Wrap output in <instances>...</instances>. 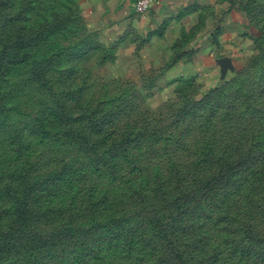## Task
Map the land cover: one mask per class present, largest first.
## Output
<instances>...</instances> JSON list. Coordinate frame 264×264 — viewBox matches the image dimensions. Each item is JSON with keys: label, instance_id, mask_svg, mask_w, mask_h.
Segmentation results:
<instances>
[{"label": "rangeland", "instance_id": "374dc122", "mask_svg": "<svg viewBox=\"0 0 264 264\" xmlns=\"http://www.w3.org/2000/svg\"><path fill=\"white\" fill-rule=\"evenodd\" d=\"M212 1L154 40L134 0H0V264H264V0ZM233 11L221 81L172 74Z\"/></svg>", "mask_w": 264, "mask_h": 264}, {"label": "crops", "instance_id": "0c3cea01", "mask_svg": "<svg viewBox=\"0 0 264 264\" xmlns=\"http://www.w3.org/2000/svg\"><path fill=\"white\" fill-rule=\"evenodd\" d=\"M211 4H213L212 0H155L153 8L143 15L140 22L135 18H124L122 23L126 26L141 27L145 31V37L156 34L152 37L154 40H159L157 34L161 33H165V36L160 39L177 40L181 30H189L187 28L192 25L193 20H198V13L181 20V11L195 6L200 12ZM245 31L244 18L240 13L233 11L219 16L216 24H208L203 32L197 35L192 46L195 54L194 56L191 54L190 62L178 63L172 69V74L176 76L196 75L204 83L218 84L223 77L222 68L218 64V56L229 58L237 56L236 53L238 54L241 50L242 34ZM214 42H218V45L213 44ZM190 52L192 53L189 48L188 53Z\"/></svg>", "mask_w": 264, "mask_h": 264}, {"label": "built area", "instance_id": "2783aa9c", "mask_svg": "<svg viewBox=\"0 0 264 264\" xmlns=\"http://www.w3.org/2000/svg\"><path fill=\"white\" fill-rule=\"evenodd\" d=\"M155 0H134V11L137 15L147 14L154 6Z\"/></svg>", "mask_w": 264, "mask_h": 264}, {"label": "water", "instance_id": "95a60500", "mask_svg": "<svg viewBox=\"0 0 264 264\" xmlns=\"http://www.w3.org/2000/svg\"><path fill=\"white\" fill-rule=\"evenodd\" d=\"M218 64L221 66L223 74L227 72V70L229 69L231 65L230 60L228 58H222L218 60Z\"/></svg>", "mask_w": 264, "mask_h": 264}, {"label": "trees", "instance_id": "16d2710c", "mask_svg": "<svg viewBox=\"0 0 264 264\" xmlns=\"http://www.w3.org/2000/svg\"><path fill=\"white\" fill-rule=\"evenodd\" d=\"M203 190H204V189H203ZM203 190H202V191H203ZM8 239H10L9 234L0 235V242H1V241H6V240H8Z\"/></svg>", "mask_w": 264, "mask_h": 264}]
</instances>
